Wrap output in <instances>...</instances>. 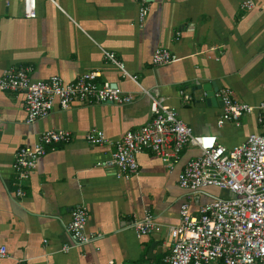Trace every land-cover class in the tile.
<instances>
[{
	"label": "crops",
	"instance_id": "1",
	"mask_svg": "<svg viewBox=\"0 0 264 264\" xmlns=\"http://www.w3.org/2000/svg\"><path fill=\"white\" fill-rule=\"evenodd\" d=\"M254 3L246 9L243 4ZM9 3V4H8ZM35 19L23 14L22 0H0V75L11 68L30 67L34 80L56 75L72 82L98 71L132 94L128 105L76 103L28 124L22 92L0 90V264H166L172 240L169 229L180 222V209L192 213L211 196H228L211 188L194 195L180 187L178 177L199 153L186 148L178 163L144 151L139 172L129 180L106 167L114 147L89 145L91 128L116 142L129 130L153 120L150 97L162 98L196 135H216L228 148L262 131L257 113L241 126L218 127L219 104H207L199 85L214 82L230 88L236 100L255 108L264 103V0H37ZM148 15L142 24L140 9ZM166 48L176 61L153 66L155 49ZM103 50L116 54L137 83L124 78ZM195 98L192 103L185 94ZM264 115V108L260 111ZM231 123V122H230ZM227 127V128H226ZM50 129L71 131L69 144L49 148L17 196L13 162L23 146L34 145ZM88 209L86 232L100 234L84 248L66 231L72 211ZM145 212L155 216L160 230L138 234L132 227Z\"/></svg>",
	"mask_w": 264,
	"mask_h": 264
},
{
	"label": "built area",
	"instance_id": "2",
	"mask_svg": "<svg viewBox=\"0 0 264 264\" xmlns=\"http://www.w3.org/2000/svg\"><path fill=\"white\" fill-rule=\"evenodd\" d=\"M243 7L251 9L255 5L246 2ZM22 8L26 18L37 17V0H22ZM148 12L149 7L144 4L139 15L142 24ZM103 53L124 78L137 83V77L127 71L125 63L115 53L105 50ZM175 61L176 57L166 48L155 49L151 57V64L158 67ZM30 72V67H21L11 68L0 75L1 91L24 94L28 124L48 117L56 102L63 109L76 103L128 105L133 102L132 94L110 81L101 80L98 71L84 73L72 82H65L56 75L47 80H34ZM142 91L150 97L153 120L149 124L137 131H127L116 142L108 140L104 131L98 128H91L84 136L89 145L114 147L111 159L105 166L114 168L118 178L129 180L139 172L138 156L142 152L150 151L178 163L184 150L191 147L199 154L189 159L181 170L178 177L180 187L194 195H203L211 188L228 194L211 196L209 201L199 206L197 213L191 212L189 204L181 206L179 224L169 229L172 245L164 262L264 264V127L261 132L250 134L243 143L228 148L219 142L216 135H196L162 98L153 97L143 88ZM216 96L223 102L218 127L228 122L241 126L243 117L257 111L258 123L264 124V115L260 112L264 103L257 108L242 103L236 100L230 88H221ZM184 99L190 103L195 101L193 95L187 93ZM74 138L69 130L50 129L40 135L36 144L21 147L15 154L12 166L16 195L25 196L24 183L30 179L49 148L69 144ZM87 221L88 209L85 205L73 209L72 220L66 225V231L74 245L65 246L64 252L75 247L84 248L100 240V234L86 232ZM132 227L143 236L160 230L155 216L150 212H145L142 219L134 221ZM4 254L3 247L0 255Z\"/></svg>",
	"mask_w": 264,
	"mask_h": 264
},
{
	"label": "water",
	"instance_id": "3",
	"mask_svg": "<svg viewBox=\"0 0 264 264\" xmlns=\"http://www.w3.org/2000/svg\"><path fill=\"white\" fill-rule=\"evenodd\" d=\"M198 89H202L206 93L207 98V104H219L223 106V102L216 96L218 92V88L216 87V84L214 82H211L210 84L206 85H199Z\"/></svg>",
	"mask_w": 264,
	"mask_h": 264
},
{
	"label": "rangeland",
	"instance_id": "4",
	"mask_svg": "<svg viewBox=\"0 0 264 264\" xmlns=\"http://www.w3.org/2000/svg\"><path fill=\"white\" fill-rule=\"evenodd\" d=\"M233 124H234V122H231V123L228 122V123L225 124V126H227V127L231 126V127H232V126H234ZM227 127H226V128H227Z\"/></svg>",
	"mask_w": 264,
	"mask_h": 264
}]
</instances>
